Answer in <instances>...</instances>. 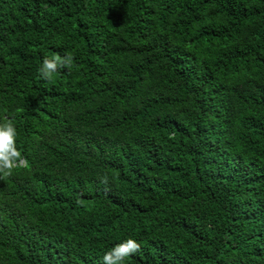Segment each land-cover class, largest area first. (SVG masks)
Returning <instances> with one entry per match:
<instances>
[{
    "label": "trees",
    "instance_id": "1",
    "mask_svg": "<svg viewBox=\"0 0 264 264\" xmlns=\"http://www.w3.org/2000/svg\"><path fill=\"white\" fill-rule=\"evenodd\" d=\"M6 119L0 264H264V0H0Z\"/></svg>",
    "mask_w": 264,
    "mask_h": 264
},
{
    "label": "clouds",
    "instance_id": "2",
    "mask_svg": "<svg viewBox=\"0 0 264 264\" xmlns=\"http://www.w3.org/2000/svg\"><path fill=\"white\" fill-rule=\"evenodd\" d=\"M74 56L66 52L63 56L59 53L51 58L45 57L39 69L40 76L44 80H51L54 73L61 69H70L73 65ZM16 128L11 119L0 123V180L12 175L13 169L26 167L27 160L16 147ZM104 183H107L105 178ZM77 203H81L79 200ZM141 245L134 239H126L116 244L101 258L100 264H124V261L138 253Z\"/></svg>",
    "mask_w": 264,
    "mask_h": 264
}]
</instances>
